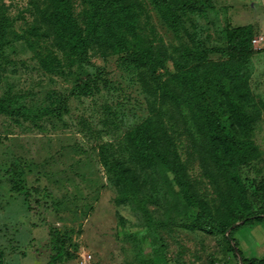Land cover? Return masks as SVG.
Returning <instances> with one entry per match:
<instances>
[{"label":"rangeland","instance_id":"rangeland-1","mask_svg":"<svg viewBox=\"0 0 264 264\" xmlns=\"http://www.w3.org/2000/svg\"><path fill=\"white\" fill-rule=\"evenodd\" d=\"M170 1L192 8L173 15L163 0H116L112 26L89 47L90 63H80L71 47L94 13L89 0H0V98L36 113L59 106L97 69L110 79L69 97L60 117L0 114L2 264H45L51 229L71 238L59 264H237L218 226L197 218L229 220L262 205L264 44L241 60L209 49L227 46L229 27L261 25L264 35V0ZM67 9L73 24L62 19ZM119 37L149 49L145 66L115 51ZM213 89L237 138L253 142L248 167L243 151L211 132L200 104ZM137 128L155 131L167 162L143 160ZM235 237L243 258L264 257V223Z\"/></svg>","mask_w":264,"mask_h":264},{"label":"trees","instance_id":"trees-1","mask_svg":"<svg viewBox=\"0 0 264 264\" xmlns=\"http://www.w3.org/2000/svg\"><path fill=\"white\" fill-rule=\"evenodd\" d=\"M64 2V0H59ZM116 0H89L94 13L89 17V25L85 32L76 31L75 38L72 43V51L76 59L80 63H90L89 61V47L94 43L95 38L99 33H104L107 28L112 25V13L116 9L115 5ZM167 5L173 15H179L180 13H186L192 8V2L182 1L174 2L170 0H163ZM208 8H213V0H205ZM113 7L112 10L109 8ZM62 19L67 23H74L69 10H63L61 12ZM4 34V30L0 27V39ZM256 33L254 32L253 27L251 26H235L229 27L227 31V40L228 44L224 48H212L209 51L224 52L230 59L241 60L243 57L250 56L253 54V50L250 46L252 45V39L255 37ZM105 36V34L103 35ZM105 39L107 37L105 36ZM118 44H122L118 47L116 52H126L127 56L122 57L126 61H133L139 65L145 66L148 62L147 52L149 49L142 46L138 49H132L130 44L125 42L122 38H116ZM110 83V79L107 77L106 71L97 69L93 73V78L83 79L78 78L76 85L72 88L67 97L63 98L61 104L55 108H46L44 110L34 113L30 108L25 107L23 103H19L16 99L11 97H2L0 98V114H18L24 117L26 120H39L41 116L45 113H49L55 117H60L64 109H67V99L69 97H78L82 93L90 91L96 84L107 85ZM166 96L172 97L175 101L179 102V97L170 89H166ZM223 99L220 96L219 89H213L212 91L207 90L204 96V100L201 101V109L205 113V117L209 119V125L211 132L215 138L228 142L229 147L235 149L238 148L236 152L243 151L245 154L242 156L243 167H248L250 154L248 149L252 147V141L246 139L237 138V129L231 124L228 123V117L223 113L222 107ZM213 105V108H210ZM197 113V111H196ZM198 114V113H197ZM196 114V115H197ZM155 131L139 130L136 129V144L142 147V158L143 160L148 161L152 164L154 158H159L162 161L167 162L170 152L168 147L164 148V145L159 139H157L154 134ZM160 161V160H159ZM119 178L124 182L127 181V178L123 173H119ZM180 182L177 179V183ZM131 186V183L129 184ZM34 192L39 193V189H32ZM31 190H26L25 193L28 197L32 194ZM256 192L260 196L262 205L258 207L255 211H241L238 212L234 218L226 219H216L208 213L200 212L198 214V220L200 221H209L218 226L222 235L224 236L230 250L233 252L235 258L237 259V264H264V257L262 258H243L242 252L239 248V243L235 237V233L247 226H254L264 223V181L256 185ZM132 197L134 201L141 208L144 216L149 221L151 220V215L149 210L143 205V201L138 197L136 191H132ZM30 211L34 217L40 218L42 213L39 209L38 204H30ZM71 244V238L69 235L62 234L60 230L51 229L50 231V241L48 247L51 251V256L45 264H59L64 261L67 257L70 256L69 246ZM1 257V256H0ZM0 264L2 260L0 258Z\"/></svg>","mask_w":264,"mask_h":264},{"label":"built area","instance_id":"built-area-1","mask_svg":"<svg viewBox=\"0 0 264 264\" xmlns=\"http://www.w3.org/2000/svg\"><path fill=\"white\" fill-rule=\"evenodd\" d=\"M264 43V35H257L252 39V44L254 47H260Z\"/></svg>","mask_w":264,"mask_h":264},{"label":"crops","instance_id":"crops-1","mask_svg":"<svg viewBox=\"0 0 264 264\" xmlns=\"http://www.w3.org/2000/svg\"><path fill=\"white\" fill-rule=\"evenodd\" d=\"M263 23V22H262ZM237 26H251V27H253V29H254V32L255 33H258V34H256V36L257 35H262L263 33H260L258 30H260L261 29V25L259 26L258 25V27H257V25H255V24H252V23H247V24H245V25H237ZM264 44V43H263Z\"/></svg>","mask_w":264,"mask_h":264},{"label":"water","instance_id":"water-1","mask_svg":"<svg viewBox=\"0 0 264 264\" xmlns=\"http://www.w3.org/2000/svg\"><path fill=\"white\" fill-rule=\"evenodd\" d=\"M242 264V263H241Z\"/></svg>","mask_w":264,"mask_h":264}]
</instances>
